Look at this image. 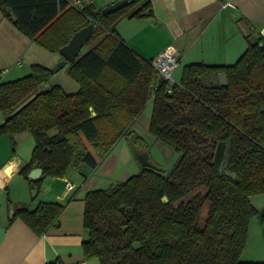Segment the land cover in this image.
Here are the masks:
<instances>
[{
    "label": "trees",
    "instance_id": "obj_1",
    "mask_svg": "<svg viewBox=\"0 0 264 264\" xmlns=\"http://www.w3.org/2000/svg\"><path fill=\"white\" fill-rule=\"evenodd\" d=\"M0 7L50 51L95 23L85 42L92 47L69 62L76 91L59 84L42 88L52 71L40 64L0 80V135H32L30 160L20 172L27 176L33 164L41 167L38 179L28 178L37 188L44 177H61L70 167L94 168L95 155L103 157L121 134L137 145L129 128L149 99L150 132L180 152L166 172L141 166L122 182L85 193L84 256L100 264H264L240 258L257 215L250 196L264 193V34L247 36L233 63L189 62L178 83L169 84L115 31L121 17L151 13L150 0H128L108 13L68 0H0ZM12 207L11 218L20 216L41 234L57 224L63 204Z\"/></svg>",
    "mask_w": 264,
    "mask_h": 264
},
{
    "label": "crops",
    "instance_id": "obj_2",
    "mask_svg": "<svg viewBox=\"0 0 264 264\" xmlns=\"http://www.w3.org/2000/svg\"><path fill=\"white\" fill-rule=\"evenodd\" d=\"M150 3L151 13L123 16L116 22L115 31L129 47L151 61L167 45L175 46L181 65L176 74L179 80L186 63H233L246 48L247 36L256 38L264 34V0H150ZM90 5L95 10L91 1ZM69 86L72 91L67 92L78 89L74 82ZM3 119L2 113L0 123ZM11 138L0 135V264H46L54 260L60 264H77L82 260L85 264H100L96 257L84 256L81 248L87 238L83 197L91 190L85 187L83 166L70 167L61 177H44L38 188L34 185L37 191L32 196L31 182L20 172L31 155L17 153L14 144H10ZM36 166L33 164L30 170ZM65 180L71 183L70 187H65ZM47 201L61 203L63 208L57 224L41 234L20 216H9L13 203L24 202L33 208L38 202ZM249 241L248 234L240 258L264 261L261 255L264 248L260 252L250 250Z\"/></svg>",
    "mask_w": 264,
    "mask_h": 264
},
{
    "label": "rangeland",
    "instance_id": "obj_3",
    "mask_svg": "<svg viewBox=\"0 0 264 264\" xmlns=\"http://www.w3.org/2000/svg\"><path fill=\"white\" fill-rule=\"evenodd\" d=\"M90 1L95 10H98L104 6L103 3L107 0H89L87 5L90 4ZM93 43L94 42L85 43L78 56L90 49ZM56 57H59V59L53 62ZM19 59H21L20 64L17 63ZM59 60L60 53L58 50L50 51L36 43L32 38L23 34L12 24L0 7L1 81L14 79L27 74L32 64H40L51 70ZM69 68L70 63L68 62L58 71L52 72L49 79L43 83L41 87L45 89L57 83L61 84L67 91H72L69 85L76 82L71 77ZM180 68L181 65L179 64L172 72V78H175L174 80L176 81H179V78H176V74ZM151 109L152 101L148 100L142 111L133 118L129 130L130 133L136 137L137 146L146 149L152 160L166 172L176 163L180 152L177 151L172 144L156 138L150 132L148 126ZM0 114H2V112H0ZM10 140H12L10 144H14L15 150L19 151L17 153L27 156L31 155L34 140L28 131L15 134ZM85 143L92 150L89 143L87 141ZM95 156L98 163L94 168L88 166L82 167L83 175L86 177L85 187L90 189H103L112 184L122 182L129 176L138 173L142 166L139 164L132 151L131 142L127 134L118 136L112 147L103 157L97 154ZM250 202L257 209V215L251 218L249 225L250 229H248V234L250 236L249 248L251 247L250 250H254L255 252H260L262 248H264V193L251 195Z\"/></svg>",
    "mask_w": 264,
    "mask_h": 264
},
{
    "label": "water",
    "instance_id": "obj_4",
    "mask_svg": "<svg viewBox=\"0 0 264 264\" xmlns=\"http://www.w3.org/2000/svg\"><path fill=\"white\" fill-rule=\"evenodd\" d=\"M128 0H114L105 6L101 8V12L108 13L111 12L118 7L125 4ZM148 10H145L142 12L143 15L148 14ZM95 23L94 21L89 22L87 25L77 29L73 32L67 43L59 47L58 51L61 55V59L58 61V63L51 68L52 72L58 71L60 68H62L66 63L73 62L76 57L78 56L82 46L85 44L89 36L91 35L93 29H94ZM219 83L221 85L226 84V75L224 72H220L218 74ZM91 109L92 115L95 114V112ZM132 151L139 162L140 165L151 167V168H160L151 158L149 152L146 149H142L138 147L137 145L131 143ZM42 174V169L39 166H36L32 168L29 173L27 174V177L31 180L38 179ZM31 186V193L32 196L36 194L37 188L34 186L33 182L30 183ZM163 201H167L166 196L162 197ZM13 207H10L9 216L12 215Z\"/></svg>",
    "mask_w": 264,
    "mask_h": 264
},
{
    "label": "built area",
    "instance_id": "obj_5",
    "mask_svg": "<svg viewBox=\"0 0 264 264\" xmlns=\"http://www.w3.org/2000/svg\"><path fill=\"white\" fill-rule=\"evenodd\" d=\"M89 0H68L70 6L75 8H81L85 6L86 2ZM179 51L173 45H167L165 48L160 50L155 58L152 60L153 66L160 73L162 78L166 80L169 84L178 83L172 78V72L178 63ZM17 63H21V59L17 60ZM71 186V183L68 180H65V187L68 188ZM60 264V263H57ZM77 264H85V261L82 260Z\"/></svg>",
    "mask_w": 264,
    "mask_h": 264
}]
</instances>
